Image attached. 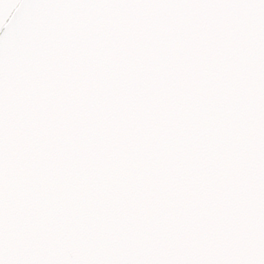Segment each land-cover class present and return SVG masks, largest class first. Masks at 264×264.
Instances as JSON below:
<instances>
[{
  "label": "snow or ice",
  "instance_id": "1",
  "mask_svg": "<svg viewBox=\"0 0 264 264\" xmlns=\"http://www.w3.org/2000/svg\"><path fill=\"white\" fill-rule=\"evenodd\" d=\"M0 264H264V0H0Z\"/></svg>",
  "mask_w": 264,
  "mask_h": 264
}]
</instances>
